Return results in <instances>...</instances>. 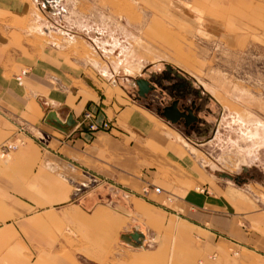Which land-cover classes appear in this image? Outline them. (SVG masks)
I'll return each instance as SVG.
<instances>
[{
    "label": "crops",
    "instance_id": "obj_1",
    "mask_svg": "<svg viewBox=\"0 0 264 264\" xmlns=\"http://www.w3.org/2000/svg\"><path fill=\"white\" fill-rule=\"evenodd\" d=\"M250 2L226 8V32L240 49L264 47V0ZM35 10L29 14L25 0H0V153L24 143L0 157V264H82L61 253L65 230L91 245L84 262L94 259L126 219V198L172 264H264V204L249 183L216 178L221 136L185 134L182 123L142 105L148 98L136 85L111 87L91 70L79 74L53 47L25 44L20 24L28 14L41 19ZM86 112L108 128L89 132ZM194 115L195 131L201 116ZM241 141H232L237 166L254 159Z\"/></svg>",
    "mask_w": 264,
    "mask_h": 264
},
{
    "label": "rangeland",
    "instance_id": "obj_2",
    "mask_svg": "<svg viewBox=\"0 0 264 264\" xmlns=\"http://www.w3.org/2000/svg\"><path fill=\"white\" fill-rule=\"evenodd\" d=\"M25 1L29 14L36 8L41 14V19L28 14L21 22L25 44L39 50L53 47L79 74L91 70L111 87L126 89L138 79H151L157 99L150 93L141 101L151 110L175 100L181 109L194 104L193 114L199 113L201 120L195 131L194 124H181V131L206 139L221 136L226 144L223 173L216 178L227 174L236 186L249 183L250 192L264 204V47L237 48L226 32V8L238 0H60L50 6L45 0ZM255 121L263 125L251 138L245 128H253ZM236 140L248 142V153L254 150V159L244 166L236 165L241 155L232 145ZM130 203L126 198V219L94 259L84 262L82 250L91 245L69 230L63 232L61 253L77 254L82 264H172L166 246L144 221L135 219ZM133 232L145 239L140 249L123 240Z\"/></svg>",
    "mask_w": 264,
    "mask_h": 264
},
{
    "label": "water",
    "instance_id": "obj_3",
    "mask_svg": "<svg viewBox=\"0 0 264 264\" xmlns=\"http://www.w3.org/2000/svg\"><path fill=\"white\" fill-rule=\"evenodd\" d=\"M177 77H180L177 75ZM135 85L137 87L138 96L142 99H145L154 88L150 86V82L145 79H138L135 81ZM195 110V105L192 104L190 108L180 110L179 101L175 100L170 105L164 106L157 110L158 115L165 119L172 125H177L182 123L184 127L189 128L192 124L197 123L198 119L193 114ZM223 178H227L231 180L230 176L222 175ZM237 182V178L234 179ZM139 236L143 237L141 234L134 232L130 234V239L134 242H138Z\"/></svg>",
    "mask_w": 264,
    "mask_h": 264
},
{
    "label": "built area",
    "instance_id": "obj_4",
    "mask_svg": "<svg viewBox=\"0 0 264 264\" xmlns=\"http://www.w3.org/2000/svg\"><path fill=\"white\" fill-rule=\"evenodd\" d=\"M59 0H45V6H50L51 3H56ZM82 122L86 124L87 129L89 132H96L100 127L102 129H107L108 124L107 123H102L100 126H98L95 122V114L93 112H86L83 115ZM24 126H19V132H25ZM23 141L18 140L17 142H13L11 144H6L3 147V150H1L0 157L2 158H8L9 154L13 151L18 150L21 146H23ZM155 193H159L160 189L159 188H154ZM144 193H147V190H144Z\"/></svg>",
    "mask_w": 264,
    "mask_h": 264
},
{
    "label": "bare ground",
    "instance_id": "obj_5",
    "mask_svg": "<svg viewBox=\"0 0 264 264\" xmlns=\"http://www.w3.org/2000/svg\"><path fill=\"white\" fill-rule=\"evenodd\" d=\"M60 1V0H59ZM56 2V3H59ZM252 123V121H251ZM261 125H263L262 122H259V121H255L253 122V128H250V127H247L245 128V130L247 131V136H250L251 138L252 137H256L258 135V132H257V128H260ZM249 139V138H248ZM256 139V138H255ZM259 139V138H258ZM250 140V139H249ZM140 234V233H138ZM123 240L125 241V243L129 244L131 242V239L129 238V236H124L123 237ZM145 242V239L141 236H139L138 238V242H134L133 245L137 248V249H140L142 248L143 246V243Z\"/></svg>",
    "mask_w": 264,
    "mask_h": 264
}]
</instances>
